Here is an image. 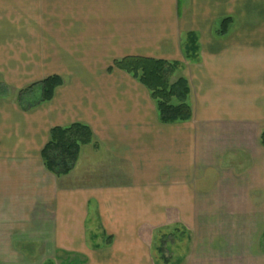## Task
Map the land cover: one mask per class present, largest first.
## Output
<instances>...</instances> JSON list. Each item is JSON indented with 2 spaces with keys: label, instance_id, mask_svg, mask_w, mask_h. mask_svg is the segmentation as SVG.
Instances as JSON below:
<instances>
[{
  "label": "crops",
  "instance_id": "1",
  "mask_svg": "<svg viewBox=\"0 0 264 264\" xmlns=\"http://www.w3.org/2000/svg\"><path fill=\"white\" fill-rule=\"evenodd\" d=\"M126 56L178 62L192 119L160 122ZM0 88V264H183L160 247L188 229L193 259L264 264V0H0ZM74 122L95 142L56 176L41 152Z\"/></svg>",
  "mask_w": 264,
  "mask_h": 264
},
{
  "label": "trees",
  "instance_id": "2",
  "mask_svg": "<svg viewBox=\"0 0 264 264\" xmlns=\"http://www.w3.org/2000/svg\"><path fill=\"white\" fill-rule=\"evenodd\" d=\"M232 19V17L224 18L216 35L225 36L229 32ZM188 37L187 53H195L198 49L196 35L189 33ZM113 67L130 74L149 91L155 102L160 122L170 124L192 119L193 110L188 101L189 82L183 76L174 78L179 69L178 62L142 56H126L115 60ZM61 85H63L61 76H48L19 90L16 96L17 101L24 109H32L50 101L56 89ZM35 87L41 89L39 99L23 104L22 101ZM93 142H95L94 132L86 123L74 122L66 126L52 127L49 140L41 152L46 169L56 176L69 174L78 161L82 146ZM261 144L264 146V131L261 134ZM169 236H163L162 244ZM162 247H160L161 252ZM163 258L169 260L165 256Z\"/></svg>",
  "mask_w": 264,
  "mask_h": 264
},
{
  "label": "rangeland",
  "instance_id": "3",
  "mask_svg": "<svg viewBox=\"0 0 264 264\" xmlns=\"http://www.w3.org/2000/svg\"><path fill=\"white\" fill-rule=\"evenodd\" d=\"M5 89L0 88V91H4ZM12 92V91H11ZM14 96H17V92L12 93ZM41 96V89L39 87H35L31 93L22 101V103H26L27 101H36L39 99ZM100 156V155H99ZM214 210V209H210ZM209 210V211H210ZM163 243V242H162ZM162 252L160 256H165L169 258L176 259L178 256H188L186 257L185 261L183 264L186 263H192V264H209L210 260L211 262L214 263H219L216 259L214 258H204V259H193L192 258V252L195 246L194 242V234L191 230L188 229V231L182 233V234H176L173 236H169L164 244H162ZM157 251V250H156ZM157 255L159 257V253L157 252ZM4 260V258H3ZM161 263H164L163 260Z\"/></svg>",
  "mask_w": 264,
  "mask_h": 264
}]
</instances>
